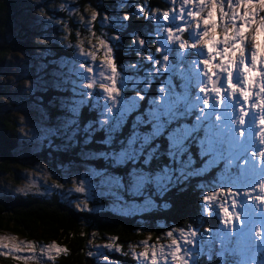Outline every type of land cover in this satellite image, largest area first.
Wrapping results in <instances>:
<instances>
[{
  "label": "rangeland",
  "instance_id": "rangeland-1",
  "mask_svg": "<svg viewBox=\"0 0 264 264\" xmlns=\"http://www.w3.org/2000/svg\"><path fill=\"white\" fill-rule=\"evenodd\" d=\"M25 1L27 0H14L13 12L15 22L27 26ZM166 1L169 5L168 11H161L160 14H165L163 18L172 25L165 28L163 24L161 32L155 37L152 35L156 51L151 63L156 81H151L153 76L146 79V82L142 74L135 76L130 71H117L109 46L105 43L101 45L103 48L98 47L100 54L95 53L98 58L89 54V49L77 47L79 61L67 65L69 74L65 76L77 78L78 83L85 87V91L69 96L67 100L72 107L71 115L59 121V128L62 124H73L68 117L78 118L77 109L90 103L100 108L102 118L98 126L107 133L108 139H111L126 119L139 109L140 95H136L135 86L147 91L152 84L157 91V101L155 109H151L152 118L149 121L153 127L146 136L154 139L163 131H167L170 136L167 141L173 146L183 142L177 138V131L170 125L176 105L179 106V102H187L184 108L186 112L200 109L197 119L204 127L206 137L200 140L199 144L202 147L201 152L212 159L210 163L213 165L220 158H217L219 155L216 151L215 154L212 153V145L215 143L211 140V135L222 134L225 130L231 132L226 137L227 153L222 158L225 163L223 172L227 173L218 179L219 183H215L210 195L206 196L205 208L210 214V211H214L212 206L218 204L213 198L217 197L218 193L225 195V203L218 208L222 225L217 229L216 220L215 223L210 221L206 233L197 237L195 242L191 233L173 238L172 233L167 231L163 239L166 240L170 236L168 241H158L157 245L141 249L139 252L133 251L132 257L137 258L141 264H211L217 256L220 264H264V0ZM31 13L28 25L37 22L32 20L35 17ZM151 17H154L156 29L161 16L154 14ZM93 18L89 14L87 20ZM88 27H91V24ZM18 30V26L6 30L8 42L11 45L14 43L17 48L13 47L11 55L7 58L6 73L10 76L8 81L3 80V84L8 83L9 87H3L13 92L9 94L8 101L16 106L14 112L19 122L17 130L21 137H26V142H31L24 143L25 147L19 149L23 155L25 151L28 154L31 152L30 146L43 142L55 148L54 145L59 143L53 140L59 135V138L64 137L66 132L59 130L57 124L46 118L41 108L28 97V93H34L38 85L29 80L30 70H36L38 64L43 63L36 61L40 62L48 52L38 54L36 50L16 41L19 37ZM34 41L40 42L41 38L36 36ZM19 43L22 47L16 45ZM82 62H86L83 64L84 68L79 66ZM80 70H83V75L78 74ZM55 77L56 75L51 77L53 83L56 86L62 85ZM66 81H63V85H66ZM127 86L130 88L126 93ZM145 115L148 116L147 113ZM174 115L178 119L184 114L180 111ZM161 121L164 124L161 125ZM183 127L186 134H192L186 125ZM134 137L132 142L136 139V136ZM65 138L72 139V136ZM130 145L134 155L140 153L143 148L142 144L137 147H133L132 143ZM224 146L225 144L216 149L220 157ZM157 148L158 146L156 150ZM250 148L255 150L254 155ZM88 154L90 153L86 152V155ZM117 158L124 165L122 153L117 154ZM24 166L26 168L23 172H19V182L8 180L5 185L0 182V188L5 186L9 193L12 191L44 195L50 194L53 188L68 191L62 192L61 195L75 191L82 195L85 202H90L93 197L98 196L112 209L125 214L139 215L155 208L154 202L147 198L142 203L125 202L118 191L125 194V190L132 194V186H121L111 174L85 168L86 166L80 169L65 167L58 182L52 179L54 173L41 167L40 162L32 156L25 158ZM194 167L189 163V171H193ZM173 174H185L179 163L177 169L162 176L163 184L169 181ZM131 181L137 188H143L147 178L135 172ZM178 186L179 190H183L182 181ZM211 218H214L213 215ZM0 253L11 255L22 264H37L33 260L38 254L49 261L43 264H50L53 249L22 244L14 236L2 233Z\"/></svg>",
  "mask_w": 264,
  "mask_h": 264
},
{
  "label": "trees",
  "instance_id": "trees-1",
  "mask_svg": "<svg viewBox=\"0 0 264 264\" xmlns=\"http://www.w3.org/2000/svg\"><path fill=\"white\" fill-rule=\"evenodd\" d=\"M25 2L27 26L15 22L14 0L0 2V182L3 185L8 180L19 182V172L26 168L25 158L32 156L40 162L41 167L54 173V181L60 180L61 171L65 167L80 169L86 166L85 168L115 176L121 186L131 185L132 194L125 190V194L118 191L125 202L142 203L147 198L154 202L155 208L139 215L125 214L112 209L98 196L93 197L90 202H85L82 195L75 191L63 193L65 195L61 193L68 191L56 188L46 195L12 191L9 193L7 188L2 186L0 234H9L19 239L22 244H30L36 248H52L50 264H141L137 258L132 257V252L157 245L167 231L172 233L173 238H177V234L183 231L204 234L210 221L215 223L216 220L215 227H219L218 208L225 196L218 193L216 197L220 203L212 206L216 216L214 220H209V216L204 214L203 199L207 190L212 191L219 175L224 177L227 171L222 173L223 165L206 168L210 157L201 152L199 144L203 130L200 128L196 136H189L184 132L183 125L195 126L193 117L187 118V123L174 117L170 119L171 128L177 131V138L183 141L181 144L171 146L167 141L170 137L167 131L145 144L140 139L141 135L149 134L153 127L149 121L152 118L151 109H155L157 101L154 85H149L148 92L140 86H135L136 95H140L139 109L126 119L111 139H108L107 133L98 126L102 118L100 108L90 103L77 109L78 118L68 117L73 124H62L59 128V121L71 115L72 107L67 100L69 96L85 91V87L78 83L77 78L65 76L69 74L67 65L79 61L77 47L89 49L88 53L98 58L95 53L99 55L98 47L103 48L101 45L105 43L109 46L117 71H130L135 76L142 74L145 80L153 76L151 81H156L149 59L155 54L153 37L161 32V25L159 22L155 29L154 18L151 16L160 14L161 11L167 12V1ZM30 13L35 17L32 20L37 22L28 25ZM89 14L94 18L87 20ZM89 24L91 27H88ZM171 25L172 23L167 22L165 28ZM12 26H18L19 29L16 41L36 50L38 54L48 52L40 62L36 61L43 63L38 64L36 70H30L29 80L38 85L34 93H28V97L41 108L46 118L57 124L59 130H65L64 137L59 138V135L53 140L59 143L54 145L57 150L46 142L30 146L32 150L29 154L25 151L21 155L19 150L25 147L24 143L31 142H26V137H21L17 130L19 122L14 112L16 106L8 101L9 94L13 92L3 87H9L8 83L3 84V80L8 81L10 76L6 73L7 58L15 47L6 37V30ZM36 36L41 38L40 42L34 41ZM16 45L21 46L20 43ZM83 64L86 62H82L80 68H84ZM72 71L73 69L70 74ZM78 74L83 75V70ZM54 75L56 81L62 85L56 86L53 83L51 77ZM64 80H67L66 85H63ZM129 88L126 87V93ZM145 113L148 114L147 117ZM66 136H72V139H67ZM134 136L136 139L132 142ZM21 139L23 141H20ZM130 143L133 147L142 144L140 153L132 154ZM86 152L90 154L86 155ZM151 152L153 154H150ZM119 153L124 157V165L117 158ZM178 163L185 174H173L169 181L163 184L162 173L174 171ZM189 163L191 167H196L193 171H189ZM135 172L147 178L143 188L133 185L131 177ZM180 181L183 182V190H179ZM56 183L53 184L57 185ZM34 259L37 264L49 262L38 254ZM0 264L22 263L11 255L0 253ZM211 264H220L219 257L213 258Z\"/></svg>",
  "mask_w": 264,
  "mask_h": 264
},
{
  "label": "bare ground",
  "instance_id": "bare-ground-1",
  "mask_svg": "<svg viewBox=\"0 0 264 264\" xmlns=\"http://www.w3.org/2000/svg\"><path fill=\"white\" fill-rule=\"evenodd\" d=\"M188 111V110H187ZM193 111L191 110L190 112H186L184 115H182L181 117H179L178 119L179 120H187V118H188V116L192 113ZM228 147V146H227ZM227 147H226V149H227ZM212 167H214V165L212 166ZM216 182V184H218L219 183V181L218 180H216L215 181ZM261 217V216H260ZM260 220V219H259ZM243 258V257H242Z\"/></svg>",
  "mask_w": 264,
  "mask_h": 264
},
{
  "label": "water",
  "instance_id": "water-1",
  "mask_svg": "<svg viewBox=\"0 0 264 264\" xmlns=\"http://www.w3.org/2000/svg\"><path fill=\"white\" fill-rule=\"evenodd\" d=\"M4 0H0V2H3Z\"/></svg>",
  "mask_w": 264,
  "mask_h": 264
},
{
  "label": "clouds",
  "instance_id": "clouds-1",
  "mask_svg": "<svg viewBox=\"0 0 264 264\" xmlns=\"http://www.w3.org/2000/svg\"><path fill=\"white\" fill-rule=\"evenodd\" d=\"M225 255V254H224Z\"/></svg>",
  "mask_w": 264,
  "mask_h": 264
}]
</instances>
